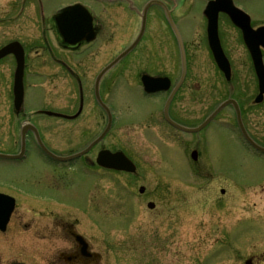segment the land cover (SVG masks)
<instances>
[{"label":"flooded vegetation","instance_id":"obj_1","mask_svg":"<svg viewBox=\"0 0 264 264\" xmlns=\"http://www.w3.org/2000/svg\"><path fill=\"white\" fill-rule=\"evenodd\" d=\"M149 1H112L108 2L106 12L101 11L108 18L117 16L108 9L118 4L138 18L134 21L138 24L137 31L126 33V42L129 41L116 49L98 45L99 39L114 36L110 18L107 25L110 29L106 31L104 15L100 13L99 17L94 16V24H100L96 38L69 45L62 41L54 15L46 4L35 1L30 9L28 1H0V33H16L20 25L31 28L23 37L0 44V50L10 43L16 44L9 52L0 54V169L29 166L35 160L46 170L45 176L36 180L38 184L65 189L72 184L69 178H75L81 198L66 200L0 178V264H114L112 240L100 237L98 232L100 227L108 230L126 222H115V215L100 217L98 205L111 196L101 179L119 176L129 181L134 174L99 164V153L123 151L130 156L125 145L139 130L150 138L163 139V134L172 136L179 130L172 121L190 124L179 116L183 107L185 116H193L194 112L192 70L201 66L191 61V52L207 54L209 66L215 70L206 82L208 85L235 83L238 63L252 68L257 83L242 33L225 14H219L218 37L232 68L229 82L212 53L207 18L203 16L196 26L185 17L179 18L176 12L188 0H157L158 3L147 7ZM167 11L181 36L167 18ZM22 18L27 23H20ZM227 25L235 31V40L242 44L241 51L228 47L223 32ZM142 27L139 41L123 59L130 60L109 66L117 54L134 42ZM182 52L186 54V72L178 86ZM232 52L240 53L238 59ZM99 53L111 57L101 61L91 80L86 82L82 64L88 63L85 61L88 56L92 58ZM20 67L22 80L16 83ZM62 78L71 82L73 93L64 95V87L59 83ZM146 82L159 88L147 91ZM180 96L186 100L184 105L182 102L180 105ZM244 122L253 134L245 116ZM119 193L122 204L127 199L130 204V190L122 189ZM246 232L241 228L229 240L237 243L238 236ZM256 257L262 258L261 262L250 257L245 264L264 262L261 253Z\"/></svg>","mask_w":264,"mask_h":264},{"label":"rangeland","instance_id":"obj_2","mask_svg":"<svg viewBox=\"0 0 264 264\" xmlns=\"http://www.w3.org/2000/svg\"><path fill=\"white\" fill-rule=\"evenodd\" d=\"M0 1H28L30 9L35 1H42L50 11L61 3L84 1L101 16L104 15L106 31L110 29L107 28L109 18V23L114 26L112 38L98 41V45L105 49L125 46L129 41L126 42V33L138 29L134 14L116 4L109 6L108 10L117 16L108 18L101 11L106 12L109 3L96 2L99 0ZM191 1L196 3L188 7L185 2V6L176 14L196 26L203 18L205 0ZM238 1L256 25L264 23V0ZM151 14L156 16L155 12ZM19 21L27 23L24 18ZM17 30L13 34L0 33V44L17 36L23 37L30 31L21 25ZM223 32L228 47H237L236 50L241 51L242 44L235 40V31L227 25ZM232 53L236 59L240 56V53ZM89 57L85 59L88 63L82 64L86 82L91 80L100 62L106 61L111 54L99 53ZM190 57L192 62H198L201 66L192 70L194 112L193 116H185L183 107L184 112L179 119L197 125L234 92L240 99L255 140L264 146V101L254 103L258 91L252 68L242 67L238 63L239 74L235 83L211 86L206 82L215 70L209 66L207 54L191 52ZM59 83L64 87V95L73 93L72 84L67 78H62ZM179 101L180 105L181 102L184 105L186 100L180 96ZM142 132L139 130L128 146L125 145L129 157L138 165L137 172L130 176L129 181L119 176L106 181L101 179L108 186L104 189H109L111 196L107 202L98 205L100 217L115 215V222H126L124 226H114L108 230L100 227L98 232L100 237L112 240L114 264H245L250 257L261 262L262 258L256 255H264V154L251 149L243 138L233 107H225L215 120L195 134L176 130L172 136L163 134V139H160L158 136L150 138ZM193 149L200 150L195 163L191 160ZM45 174L46 170L43 171L35 160L29 166L6 171L0 169V178L18 182L28 189L38 188L71 201L81 199L75 178H69L72 184L67 188L58 189L37 183L36 180ZM141 186L145 187L143 194L139 192ZM222 188L225 189L224 195L221 194ZM122 189L130 190V204L128 199L122 204L119 198ZM149 200L156 203L154 209L147 207ZM87 221L83 214V222ZM241 228L248 232L238 236L237 243L233 241L232 244L229 239L240 233Z\"/></svg>","mask_w":264,"mask_h":264},{"label":"water","instance_id":"obj_3","mask_svg":"<svg viewBox=\"0 0 264 264\" xmlns=\"http://www.w3.org/2000/svg\"><path fill=\"white\" fill-rule=\"evenodd\" d=\"M231 0H214L210 1L204 13L208 17L209 25L208 29L210 30V39L212 43L214 41L216 43L212 44L214 55L219 63V66L227 72L229 76L230 68L229 64L221 50V47L217 40V16L218 12L225 11L227 12L232 20L238 25L243 32L244 39L246 41L247 46L249 47L251 54L253 56L256 73L259 78V88L260 92L257 95L255 101L261 102L264 97V64L262 61V56L260 52V44L264 45V26L259 27L257 29H253L250 24V17L244 13L242 10L236 8L232 2H226ZM56 21L58 23V28L64 38V40L69 44H75L81 40H92L95 37V31L99 29V26H93L92 16L88 12V10L80 5L74 4L71 6L64 7L58 11V15L56 16ZM141 37V35H140ZM139 37V38H140ZM139 38L123 53L118 55L111 63V65L120 61L128 52H130L135 44L138 42ZM233 103L238 115V121L240 127L247 138V140L258 150L264 152V147L258 145L255 141H253L244 128V125L241 120L240 109L238 104L233 99H228L222 102L213 112L212 114L198 127L188 128L179 124H176L179 128L189 132H197L200 131L204 126H206L217 114L218 112L227 104ZM194 160L197 159V152L193 151L191 154ZM99 162L102 165L119 169V170H127V171H135V164L126 157L122 152L101 154L99 157ZM140 191H144V187L140 188ZM224 192V190H222ZM149 207H154V203H149Z\"/></svg>","mask_w":264,"mask_h":264}]
</instances>
